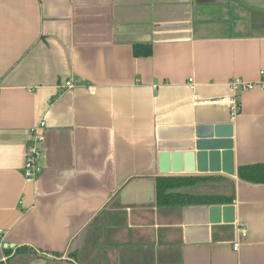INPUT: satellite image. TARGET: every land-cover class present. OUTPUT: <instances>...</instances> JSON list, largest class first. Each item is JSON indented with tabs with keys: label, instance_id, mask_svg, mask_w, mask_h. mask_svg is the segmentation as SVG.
<instances>
[{
	"label": "crops",
	"instance_id": "obj_1",
	"mask_svg": "<svg viewBox=\"0 0 264 264\" xmlns=\"http://www.w3.org/2000/svg\"><path fill=\"white\" fill-rule=\"evenodd\" d=\"M263 70L264 0H0V244L64 252L13 264H264V183L238 175L264 165V89L244 91L236 114L211 101ZM40 122L43 171L28 180ZM210 125L206 139L228 141L217 156L161 172L162 152L197 153ZM160 175L234 190V221L212 222L210 205L159 207Z\"/></svg>",
	"mask_w": 264,
	"mask_h": 264
},
{
	"label": "trees",
	"instance_id": "obj_2",
	"mask_svg": "<svg viewBox=\"0 0 264 264\" xmlns=\"http://www.w3.org/2000/svg\"><path fill=\"white\" fill-rule=\"evenodd\" d=\"M134 54L137 57H145L152 54V45L146 43H135ZM239 178L254 183H264V165L252 164L239 167ZM212 179L210 176L191 175H160L156 179V201L159 207H183L190 205H214L232 204L235 200V192L230 194H208L195 193L186 188ZM235 187V186H234ZM233 187V188H234ZM5 260L0 264H13V260L19 255L24 257H62L64 252L41 251L31 245H19L17 247H4ZM74 258L75 253L70 255ZM25 259L24 261H26Z\"/></svg>",
	"mask_w": 264,
	"mask_h": 264
},
{
	"label": "water",
	"instance_id": "obj_3",
	"mask_svg": "<svg viewBox=\"0 0 264 264\" xmlns=\"http://www.w3.org/2000/svg\"><path fill=\"white\" fill-rule=\"evenodd\" d=\"M207 131L204 132H198V141L196 143V147L198 149L197 153L194 152H186L182 153L180 151H176L173 153H168V152H162L160 157H161V172H171L173 171L174 173L180 174L183 169L185 171L190 172L194 170L193 167V160L196 156L199 165L202 166V164H206L209 156H217L219 153L215 152L212 150L209 152V149H218L220 145H226L228 141L224 139H220L219 141H212L211 139H206L210 136H212V126L206 127ZM224 126H216V132L218 136L220 137H226L230 136V133H225L223 130ZM222 129V130H221ZM221 133V134H220ZM228 146V145H227ZM225 146V147H227ZM227 148H231V146H228ZM223 156L225 159L227 158L228 155L232 156L233 152L231 150H225L223 151ZM185 159L186 161V166L182 165V159ZM171 161V164H170ZM192 164V166L190 165ZM204 166V165H203ZM225 172L229 174L234 173L233 167L225 168ZM209 213H210V219L212 222H220L221 220L231 223L234 221L235 217V208L233 205H221V204H214L209 206Z\"/></svg>",
	"mask_w": 264,
	"mask_h": 264
},
{
	"label": "built area",
	"instance_id": "obj_4",
	"mask_svg": "<svg viewBox=\"0 0 264 264\" xmlns=\"http://www.w3.org/2000/svg\"><path fill=\"white\" fill-rule=\"evenodd\" d=\"M262 79L259 82H253V81H246L242 79L241 77H234L231 81V87L234 91L233 95L230 97H219L214 98L211 101L213 103H225L229 104L231 106V109L233 110V114H236L239 108V101H240V95L247 90L255 89V88H262L264 89V70L261 71ZM76 82L73 80H67L65 82V85L68 88L76 86ZM45 123L40 122L32 127V140L30 144L28 145L25 163L23 167V174L28 180H35L43 171V166L41 165V158L43 157V151L40 146V144L45 139V133L44 128ZM242 236L247 235L246 229H241ZM240 241L234 242V249L238 250L240 247ZM0 247L3 249L4 246L3 243L0 244ZM4 256V260H5Z\"/></svg>",
	"mask_w": 264,
	"mask_h": 264
},
{
	"label": "rangeland",
	"instance_id": "obj_5",
	"mask_svg": "<svg viewBox=\"0 0 264 264\" xmlns=\"http://www.w3.org/2000/svg\"><path fill=\"white\" fill-rule=\"evenodd\" d=\"M200 184H202V183H200ZM200 184L194 185V188H190L189 190H191L192 192H205V191H201V190H202V189H210V185L205 186V188L202 187V189H201V188L198 187ZM222 184H223L222 187L227 189L226 191H228V192H231V191H232V190L230 189V187H229V186H232V185H230V183L223 182ZM208 186H209V187H208ZM224 186H226V187H224ZM191 187H193V186H191ZM197 188H199V189H197ZM216 191H217V190H216ZM209 192H212V191H209ZM66 256H68V255H66ZM65 264H66V263H65Z\"/></svg>",
	"mask_w": 264,
	"mask_h": 264
}]
</instances>
